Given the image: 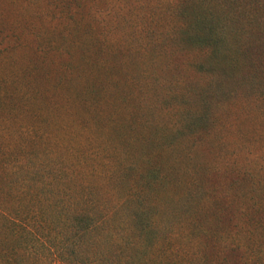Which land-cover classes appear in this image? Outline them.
<instances>
[{
    "label": "trees",
    "instance_id": "obj_1",
    "mask_svg": "<svg viewBox=\"0 0 264 264\" xmlns=\"http://www.w3.org/2000/svg\"><path fill=\"white\" fill-rule=\"evenodd\" d=\"M99 1L104 0H61L64 10H59L58 17L67 29L76 32L90 27L81 38L67 33L66 43L59 49L60 56L75 60L77 71L70 62H44L38 70L49 81L53 67L60 69L66 75L57 82L61 89L64 84L71 87L74 81L85 83L77 94L84 96L82 101L74 95L66 103L77 102L71 123L49 126L47 117L50 121L53 118L46 111L48 105H42L44 112L35 109L27 92L21 101L17 85L0 73V264H239L242 258L244 264H264V206H251V217L247 215L248 191L241 183L235 188L240 168L236 159L222 166L223 190L225 177L229 175L230 180L227 192L219 196L225 203H216L213 208L219 218L215 225L207 226L199 217L189 215L178 224L176 205L165 209L153 203L156 187L164 180L171 186H191L197 176L196 164L189 167V160L194 159L191 151L180 179L175 174H157L152 155L142 154L140 163L132 158L136 140L144 149L151 140L146 135L139 139L133 131L135 109L131 102L144 93V84L138 75H127L124 70L118 73V69L127 64L139 72L147 64L142 55L146 57L157 41L150 22H160L162 14L154 12L160 2L139 1L138 7L146 11L134 37L123 31L129 24L127 4L131 0H105L111 12L107 18V11L101 15ZM190 1L198 0H170L168 7L175 11L167 10L165 15L171 24L170 38L177 34L179 41L184 33L188 39H200L201 68L207 60L210 65L211 60L228 57L229 52L221 48L226 24L209 22L202 27L207 34L200 35L199 26L181 11ZM91 2L94 4L88 5ZM38 3L0 0V24L10 20L13 11H36ZM141 24H146L145 30ZM84 40H88L87 46ZM166 49L172 55L178 53L173 44ZM75 51L80 52L79 58ZM120 53H125L124 59L118 57ZM216 80L223 84L222 78ZM212 81L210 77L208 82ZM129 85L137 88L128 91ZM204 92L195 108L201 120L208 116ZM122 102L128 104L120 110ZM56 104L72 112L70 106ZM80 104L88 111L81 110ZM102 125L119 138L106 139L105 134V142L100 143L97 135ZM185 127L188 131L186 121ZM197 134L194 130V138ZM176 162L172 163L174 169ZM133 168L137 171L134 178L128 174ZM188 173L190 178L183 180ZM140 179L144 181L141 185Z\"/></svg>",
    "mask_w": 264,
    "mask_h": 264
},
{
    "label": "rangeland",
    "instance_id": "obj_2",
    "mask_svg": "<svg viewBox=\"0 0 264 264\" xmlns=\"http://www.w3.org/2000/svg\"><path fill=\"white\" fill-rule=\"evenodd\" d=\"M139 1L145 0H131L127 4L129 24L123 31L128 36L135 37L138 24L142 17L145 18L143 15L146 9L138 7ZM169 1L159 0L160 6H156L154 12L162 14V18L157 24L150 22L151 29H155L157 41L151 44L150 53L146 57L142 55L147 64L143 68L141 66L139 72L138 68L134 69L127 64L123 69H118V73L124 70L127 75H138L144 84V93L142 91L140 98L131 102L135 109L133 131L137 138L146 135L151 140L146 149L141 144L138 145L136 140L132 158L140 163L142 154L152 155L155 167L159 169L157 174L168 173V177L175 174L180 179V171L184 170L187 163V153L191 151L194 159H188L189 167L196 164V183L191 186H171L169 180H164L165 183L156 187L153 203H159L165 209L167 205L170 208L176 205L178 217L175 221L178 224L189 215L199 217L207 226H213L219 220L213 210L215 204L225 203L224 197L219 196L227 192V179L230 180V177L226 174L228 176L225 177L223 190L222 166L236 159L240 168L237 178H234L239 181L235 188L240 183L246 187V204L249 205L247 215L251 217V206L256 207L260 203L264 206V0H198L195 3L186 2L181 7V11L185 10L191 21L199 26L197 33L200 35L207 34L202 27L209 22L216 24V21H224L226 24L221 48L226 53L229 52L228 57L221 56L211 60L210 65L207 60L208 63L205 62V66L201 68L200 62L204 56L200 39H188L184 33L179 41L177 34L175 38L169 36L171 24L166 12L174 10L173 7H168ZM60 4L61 0H39L38 6H35L36 11L29 9L20 14L13 11L10 20L4 19L6 21L0 24V73L6 75L7 79L11 78L13 85H17L21 101H25L21 97L27 92L32 97L31 104L35 109L41 108L44 112L42 105H48L46 111H49L53 120L50 121L47 117L46 123L51 127L57 122H72L77 102L75 100L73 105L66 103L72 96L82 92L85 83L78 84V81H74L71 87L64 84L61 89L57 87V82L66 75L63 76L60 69L53 67L49 81H45L38 70L44 62H51L53 65H57V62H70L75 64L74 70L77 71L75 60L69 56H60L62 52L59 49L66 43L64 36L67 33L81 38L90 32L89 26L76 32L67 29L62 23L64 21L58 17L59 10H64ZM89 4L91 6L94 3ZM99 5L102 17L106 11V18L109 17L111 12L108 13L106 9L107 2L99 1ZM141 25L145 30L146 24ZM148 31L150 32V28ZM150 37L151 33L147 35V39L150 40ZM83 44L87 46L88 40H84ZM172 44L178 49L176 55L166 49L167 45ZM79 56L80 52L75 51V57ZM124 56L125 53L118 55L120 59H124ZM208 67L212 72L205 71ZM41 71L43 73L42 69ZM122 77L125 79V75ZM210 77L213 78L211 83ZM218 78L223 79V84L219 85L216 80ZM129 88L130 85L127 90L131 91L137 87L133 85ZM201 92L205 93L208 112L207 119L204 120L199 118L198 111L195 110ZM83 97H78L79 102ZM87 97L92 100L89 95ZM56 101L60 106H70L72 112L66 106L59 108ZM126 103L122 102L120 110L125 109ZM80 105L81 110L88 111L86 106ZM194 130L198 131L197 138L193 136ZM100 132L97 135L100 143L108 138H119L117 134L108 133L103 125ZM176 160L174 169L172 163ZM136 173L134 168L128 172L132 178ZM150 178L148 174V179ZM188 178L189 173L183 180ZM143 182L139 180L140 185ZM240 201L234 200L233 203ZM229 223L231 222H226ZM244 261L242 258L239 264H244Z\"/></svg>",
    "mask_w": 264,
    "mask_h": 264
}]
</instances>
